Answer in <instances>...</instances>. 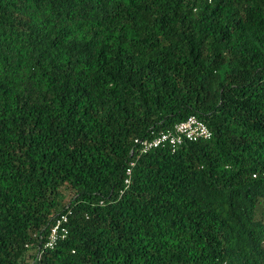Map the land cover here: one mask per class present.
Segmentation results:
<instances>
[{
	"label": "trees",
	"instance_id": "trees-1",
	"mask_svg": "<svg viewBox=\"0 0 264 264\" xmlns=\"http://www.w3.org/2000/svg\"><path fill=\"white\" fill-rule=\"evenodd\" d=\"M0 264H264V0H0Z\"/></svg>",
	"mask_w": 264,
	"mask_h": 264
},
{
	"label": "built area",
	"instance_id": "built-area-1",
	"mask_svg": "<svg viewBox=\"0 0 264 264\" xmlns=\"http://www.w3.org/2000/svg\"><path fill=\"white\" fill-rule=\"evenodd\" d=\"M211 138V131L206 124L195 116H189L184 121L174 125L172 129L161 132L149 139L137 140V151L141 154H146L149 151L159 148H168L171 152L177 150L185 142H194L198 140H208ZM131 163L126 169L124 184H129L131 175ZM71 215V210L68 209L65 213L58 215L49 228L48 235L43 243L44 248L52 249L59 242L63 241L68 233V220Z\"/></svg>",
	"mask_w": 264,
	"mask_h": 264
},
{
	"label": "rangeland",
	"instance_id": "rangeland-1",
	"mask_svg": "<svg viewBox=\"0 0 264 264\" xmlns=\"http://www.w3.org/2000/svg\"><path fill=\"white\" fill-rule=\"evenodd\" d=\"M69 198V195L68 196H66V199H68Z\"/></svg>",
	"mask_w": 264,
	"mask_h": 264
}]
</instances>
